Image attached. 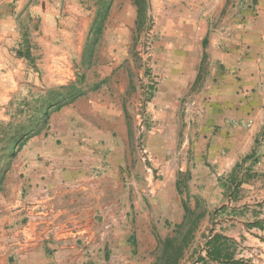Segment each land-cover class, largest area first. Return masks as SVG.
Returning <instances> with one entry per match:
<instances>
[{
    "label": "crops",
    "instance_id": "crops-1",
    "mask_svg": "<svg viewBox=\"0 0 264 264\" xmlns=\"http://www.w3.org/2000/svg\"><path fill=\"white\" fill-rule=\"evenodd\" d=\"M145 30L160 85L141 108ZM177 234L179 264H264V0H0V264H157Z\"/></svg>",
    "mask_w": 264,
    "mask_h": 264
},
{
    "label": "rangeland",
    "instance_id": "rangeland-1",
    "mask_svg": "<svg viewBox=\"0 0 264 264\" xmlns=\"http://www.w3.org/2000/svg\"><path fill=\"white\" fill-rule=\"evenodd\" d=\"M150 34L151 33L147 32V30L141 31V33L138 34V39H137V40H140L141 42L139 45L135 46L133 49V52H134L133 54L135 57L134 64H135V67L138 73L141 74L138 79V86H140V94H141V97L139 99L141 103V108H144L146 103L152 100L155 92L157 91L160 85L159 76L155 74L157 70V61L155 58L156 55H155L154 43L152 40L149 41L150 45H147L146 42L144 43L146 39L150 38L149 36ZM106 50H108V48L101 47V45L96 46V47L87 46V48L84 49V53H83L84 55L82 57L83 58L82 61L71 64L72 65L71 71L74 72V74H78L75 84L73 86L75 94H79V92H81V88L85 87L86 85L85 77H84L85 74H102L103 73L102 66H106L108 63H110L107 61L109 59L107 55L108 53L102 56V53ZM109 50L110 52L115 54V56H117V54L119 53L121 54V52H119L121 48H109ZM86 55H87V58H86ZM95 56L97 59H95V61L94 59L93 61H91V58H95ZM49 65L51 66L48 70L51 71V74H66L69 72V68L66 69L65 64H62V65L57 64L58 66H55V64H49ZM110 67H114L115 68L114 71H121V64L118 62L112 63ZM45 71L46 69L44 68L42 72L40 71L39 73L38 71V73L45 74ZM95 82L91 84L90 86L92 85L93 87L101 86V83L97 84ZM30 87L33 88L36 86L33 84H30ZM30 111H32L31 115H33V110H30ZM144 116L145 115L141 113L140 126L137 128L135 137H134V151L137 156V161L140 162L142 166L141 170H139V174H140L139 181L142 182L141 186H142V189L145 190V192H140L141 198L143 200V203L148 205V202H151L150 200H153L154 196H151L149 194L150 190L147 191L148 184L151 183L150 177L147 171L148 169H152V172L154 173L155 178H156V172L153 167L154 156L147 145L149 131H151L152 129L151 127L148 126L147 120L145 119ZM144 151H147V154H144L143 153ZM145 157H148V158L144 160ZM155 181L156 180L152 181V183H154ZM191 228L192 227H190L189 229ZM179 232H180L179 229H177V233ZM190 232L192 231L190 230ZM177 237L179 238V240H181L180 234L179 235L177 234ZM194 242L192 241V243ZM161 248L162 246L159 247V249Z\"/></svg>",
    "mask_w": 264,
    "mask_h": 264
},
{
    "label": "trees",
    "instance_id": "trees-1",
    "mask_svg": "<svg viewBox=\"0 0 264 264\" xmlns=\"http://www.w3.org/2000/svg\"><path fill=\"white\" fill-rule=\"evenodd\" d=\"M47 115L45 116V118ZM186 243V240L183 239L182 244L179 238L175 237L173 239H166L165 241L160 242L159 245L163 246L160 250V253L157 258V264H179L182 255H183V244ZM211 258H216L215 254H210ZM215 256V257H214Z\"/></svg>",
    "mask_w": 264,
    "mask_h": 264
},
{
    "label": "built area",
    "instance_id": "built-area-1",
    "mask_svg": "<svg viewBox=\"0 0 264 264\" xmlns=\"http://www.w3.org/2000/svg\"><path fill=\"white\" fill-rule=\"evenodd\" d=\"M150 36V38L149 39H146L145 41H144V43L146 42V44L147 45H150V42L149 41H151V34L149 35ZM144 154H147V151H144L143 152ZM148 157H145L144 158V160H146ZM148 174H149V177H150V181L152 182V181H154L155 180V175H154V173L152 172V169H148ZM149 187V186H148ZM156 192H157V190H155V191H149V194L151 195V196H155L156 195Z\"/></svg>",
    "mask_w": 264,
    "mask_h": 264
}]
</instances>
